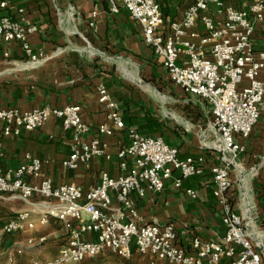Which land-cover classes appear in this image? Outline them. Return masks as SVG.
<instances>
[{"label":"crops","instance_id":"crops-1","mask_svg":"<svg viewBox=\"0 0 264 264\" xmlns=\"http://www.w3.org/2000/svg\"><path fill=\"white\" fill-rule=\"evenodd\" d=\"M223 1L243 9L253 2ZM10 2L24 8L26 21L37 26L29 42L35 51L42 49L47 58L33 65L18 42L0 41V107L27 111L78 104L82 107L83 121L90 126L88 138L99 137L107 144L111 157H96L70 170L63 161L71 153V132L64 129L62 119L52 116L41 128L22 130L20 135H5L4 122L0 120V171L18 168L30 155L42 160L43 165L40 178L28 177L27 182L37 185L41 179L49 178L55 186L75 184L87 191L100 183L103 171L114 178L126 174L119 166L117 152L130 143L128 128L138 131L146 128L141 133L162 136L167 144L179 150L181 158L203 156L207 168L217 162L222 146L211 129L210 104L186 94L178 86L173 91L174 83L161 57L145 43L140 25L127 10L112 13L110 0ZM156 2L169 22L182 18L189 1ZM211 12L221 17L214 5ZM197 29L202 31L201 24ZM252 43L256 51H264V20L257 23ZM100 84L106 85L124 117L125 128L117 129L112 136L97 131L99 124L112 127L99 102ZM155 90L168 94L169 102L163 111L153 102ZM236 140L244 146V151L230 170L233 203L264 264V108L250 137L236 136ZM173 180H168L160 192L147 190L142 197L132 194L138 223H172L178 235L177 243L187 251L191 250L194 238L222 240L226 227L210 173L188 178L182 188H176ZM187 189L195 190L198 198L189 196ZM111 196L112 207L120 209L116 195L111 193ZM51 203L39 196L27 200L18 194L0 193V230L8 219L20 212H31L37 218ZM67 233L64 222L51 219L46 225L37 224L32 229L4 234L0 236V257L5 255V264H26L27 261L32 264L34 260L51 259L58 254ZM30 239L35 245H28ZM83 239L96 240L97 234H84ZM20 248L23 249L21 254L17 252ZM132 251L128 259L107 251L97 258L70 264H173L152 254H140L134 242ZM8 252L13 257L10 262ZM228 262L227 258L223 260V263Z\"/></svg>","mask_w":264,"mask_h":264},{"label":"built area","instance_id":"built-area-1","mask_svg":"<svg viewBox=\"0 0 264 264\" xmlns=\"http://www.w3.org/2000/svg\"><path fill=\"white\" fill-rule=\"evenodd\" d=\"M188 1L182 18L169 22L156 0H110V10H127L140 25L145 43L161 57L172 82L186 94L210 104L211 129L222 146L217 162L207 168L203 156L181 158L179 150L162 136L128 128L130 143L117 152L119 166L126 174L114 178L103 171L100 183L85 191L75 184L55 186L49 178L37 185L27 182L28 177L40 178L43 165L42 160L27 155V162L18 168L0 171V193L18 194L27 200L39 196L52 203L37 218L28 211L11 217L0 236L46 225L51 219L64 222L68 230L55 257L34 260L32 264L78 263L107 251L128 259L133 242L140 254H152L173 264H263L243 218L235 210L230 170L244 151L236 136L249 138L264 108V51H256L252 43L257 23L264 20V0H253L247 9L227 5L223 0ZM211 5L220 18L211 12ZM24 13V8L10 0H0V41L18 42L30 63L40 64L47 55L42 49L35 51L29 42V36L38 28L26 21ZM198 24L202 31L197 29ZM98 93L112 127L99 124L97 131L112 136L117 129L125 128L123 113L106 85L100 84ZM81 113L78 104L27 111L0 107V120L5 135H20L22 130L41 128L52 116L62 119L64 129L71 132V153L63 165L76 170L93 158L111 157L107 144L99 137L88 138L90 126ZM207 171L215 183L214 194L226 227L222 240L194 238L187 251L177 243L172 223H138L132 194L142 197L147 190L160 192L172 178L173 185L182 188L185 180ZM176 172L178 176L174 177ZM111 193L116 195L120 209L112 207ZM186 193L198 198L193 189ZM87 233L97 234V239H83ZM28 245H35V241L28 240ZM17 252L21 254L23 249ZM7 258L13 260L11 252ZM225 258L228 263H223Z\"/></svg>","mask_w":264,"mask_h":264},{"label":"rangeland","instance_id":"rangeland-1","mask_svg":"<svg viewBox=\"0 0 264 264\" xmlns=\"http://www.w3.org/2000/svg\"><path fill=\"white\" fill-rule=\"evenodd\" d=\"M176 87H177V85H176V84H173L172 89H173V88L175 89ZM177 88H178V87H177ZM174 89H173V91H174ZM168 90H169V89H168ZM169 91H170V90H169ZM169 91H168V93H169ZM153 102L155 103L156 107H157L159 110L163 111L164 108L167 107V103L169 102L168 94L162 92V90H161V91H160V90H155V91H154V95H153ZM35 249H36V248H35ZM6 256H7V254H6ZM28 256H29V255H28ZM28 258H31V257H28ZM6 261H7V260L5 259V255H1V257H0V264H5ZM26 264H29V261H27Z\"/></svg>","mask_w":264,"mask_h":264},{"label":"trees","instance_id":"trees-1","mask_svg":"<svg viewBox=\"0 0 264 264\" xmlns=\"http://www.w3.org/2000/svg\"><path fill=\"white\" fill-rule=\"evenodd\" d=\"M145 129H146V128H139V131L144 133V132H145V131H144ZM148 135H150V134H148ZM259 252H260V251H259Z\"/></svg>","mask_w":264,"mask_h":264}]
</instances>
